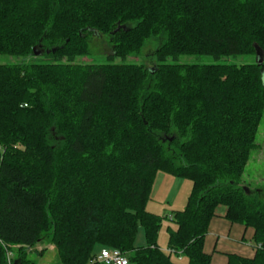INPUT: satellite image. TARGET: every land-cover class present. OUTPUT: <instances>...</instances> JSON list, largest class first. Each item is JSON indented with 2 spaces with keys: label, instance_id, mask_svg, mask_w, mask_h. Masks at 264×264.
Listing matches in <instances>:
<instances>
[{
  "label": "trees",
  "instance_id": "16d2710c",
  "mask_svg": "<svg viewBox=\"0 0 264 264\" xmlns=\"http://www.w3.org/2000/svg\"><path fill=\"white\" fill-rule=\"evenodd\" d=\"M99 35L111 60L155 39L157 65L79 62ZM33 51L50 62H25ZM0 55L17 59L0 64V264H36L46 244L60 264L103 248L128 264H211L218 206L254 231V256L227 264H264V201L241 180L264 114V0H0ZM193 55L256 62H175ZM158 173L192 184L170 252L146 210Z\"/></svg>",
  "mask_w": 264,
  "mask_h": 264
},
{
  "label": "rangeland",
  "instance_id": "374dc122",
  "mask_svg": "<svg viewBox=\"0 0 264 264\" xmlns=\"http://www.w3.org/2000/svg\"><path fill=\"white\" fill-rule=\"evenodd\" d=\"M159 47L158 41L155 39L148 40L138 55L133 57H127L126 59H114L111 60L112 53L111 46L108 42V37L97 36L91 37L89 40L90 56L82 57L78 61L82 63H100V64H136L143 68H154L157 65L155 53ZM34 52V51H33ZM28 56L25 62L29 63H48L50 58L46 55L40 54ZM17 59L9 56L0 55V64L15 63ZM180 64H219V63H234L237 65L256 62V55H248L241 57H229L224 59H216L209 55H193V56H180L175 61ZM255 143L257 148L251 151L249 161L244 169L242 175V186L246 187L252 194L257 195L264 201V114L259 123L258 132ZM156 179L152 185V193L148 201L146 210L153 214L162 217V226L159 230L157 237V245L163 251H167V228L173 227V223L169 221V217L174 211L183 210L187 203V198L191 192L192 184L187 180L184 181L186 186L180 187L176 182V177H171L165 174H157ZM163 177L168 178L164 180ZM176 182V184H175ZM190 190V191H189ZM189 192V193H188ZM135 247L145 246V238L143 229L138 228L136 235ZM39 248H45L46 251L37 256L33 254L30 256L36 264H60L56 258V248L53 244H46L38 246ZM37 249V250H38ZM39 251V250H38ZM178 264H187L185 257L172 258Z\"/></svg>",
  "mask_w": 264,
  "mask_h": 264
},
{
  "label": "crops",
  "instance_id": "0c3cea01",
  "mask_svg": "<svg viewBox=\"0 0 264 264\" xmlns=\"http://www.w3.org/2000/svg\"><path fill=\"white\" fill-rule=\"evenodd\" d=\"M163 178L168 181V178ZM181 180L183 179L177 178L176 182L182 188L186 185ZM226 210L224 206L216 207L204 238L203 251L210 257L211 264H227L228 255L252 258L255 254L254 244L252 242L254 235L253 229L230 223L225 219ZM178 259L180 260L181 258Z\"/></svg>",
  "mask_w": 264,
  "mask_h": 264
},
{
  "label": "built area",
  "instance_id": "2783aa9c",
  "mask_svg": "<svg viewBox=\"0 0 264 264\" xmlns=\"http://www.w3.org/2000/svg\"><path fill=\"white\" fill-rule=\"evenodd\" d=\"M260 248V245H258ZM39 251L42 248L38 249ZM171 250H167L170 252ZM10 253L7 254V259H10ZM91 264H128V258L125 253L118 249L103 248L91 260Z\"/></svg>",
  "mask_w": 264,
  "mask_h": 264
},
{
  "label": "water",
  "instance_id": "95a60500",
  "mask_svg": "<svg viewBox=\"0 0 264 264\" xmlns=\"http://www.w3.org/2000/svg\"><path fill=\"white\" fill-rule=\"evenodd\" d=\"M35 55H39L37 52H34ZM260 63L262 62V59H260L259 61Z\"/></svg>",
  "mask_w": 264,
  "mask_h": 264
}]
</instances>
